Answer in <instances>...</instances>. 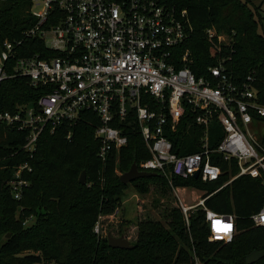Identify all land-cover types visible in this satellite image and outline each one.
<instances>
[{"label":"trees","instance_id":"trees-1","mask_svg":"<svg viewBox=\"0 0 264 264\" xmlns=\"http://www.w3.org/2000/svg\"><path fill=\"white\" fill-rule=\"evenodd\" d=\"M165 1L176 11H187L190 34L176 51L189 49V67L194 75L207 76L208 67L223 59L236 81L254 75L259 101L264 103V31L258 30L264 8L249 0ZM29 8L30 0L0 1V50L5 40L20 41L15 46L16 57L55 55L39 37L24 35L23 31L34 23ZM225 9L230 11L227 16L223 15ZM213 27H224L231 33L230 45L207 34L206 30ZM43 91L44 88L31 86L26 76L5 79L0 82V110L14 112L19 105L33 104ZM149 99L143 95L142 103ZM194 117L195 113L185 107L176 129L167 132L178 154L200 149L203 127ZM98 123L93 111L84 110L72 125L62 122L53 131L45 129L30 157L21 148L27 129L17 130L0 122V229L10 232L0 244V264H176L192 262L194 256L202 264H246L248 253L264 250V226H255L250 218L263 202L264 183L249 174L230 180L238 167L234 160L226 161L217 153L211 159L220 167L218 179L172 176L174 187L192 186L203 192V205L189 210L187 223L179 206L167 204L160 218L139 216L132 249L110 247V232L96 234L93 225L100 215L120 209L122 189L128 185L120 181V173L150 154L132 110L117 123L127 135V144L100 159L99 142L94 137ZM207 130L209 147L214 148L223 136L222 127L213 120ZM69 131L70 140L66 138ZM261 143L264 144V137ZM24 162L31 166V171L22 174L29 185L17 199L6 181L13 167ZM81 171H85V184L78 181ZM131 182L139 194L148 192L151 183H159L163 194L172 190L159 173ZM33 207L45 208L46 213L37 218L43 224L24 229L23 222ZM206 209L234 215L236 231L230 241L209 240ZM122 220L121 226H128L127 220ZM123 232L119 229L115 235H124ZM263 261L264 256L252 264Z\"/></svg>","mask_w":264,"mask_h":264},{"label":"built area","instance_id":"built-area-1","mask_svg":"<svg viewBox=\"0 0 264 264\" xmlns=\"http://www.w3.org/2000/svg\"><path fill=\"white\" fill-rule=\"evenodd\" d=\"M29 12L34 23L24 35L39 37L55 55L16 57L20 41L2 43L0 82L22 75L44 91L33 104L19 105L14 112L0 110V122L27 129L21 148L30 157L43 130L53 131L62 122L72 125L82 111L90 110L99 122L94 130L97 156L104 160L112 149L127 144L117 123L133 110L150 154L137 167L164 176L174 192L172 176L193 177L197 171L203 181L218 179L221 171L212 162L213 153L235 161L238 172L230 180L249 174L264 183V144L247 132L249 124L264 122L254 75L236 81L222 59L208 67L207 76H195L189 49L176 51L191 30L185 9L176 11L165 0H30ZM206 32L213 36L211 28ZM143 95L149 101L142 103ZM185 107L195 113L203 132L198 151L178 154L167 132L176 129ZM213 120L221 125L223 136L211 148L207 129ZM66 138L71 139L70 131ZM28 171L27 162L13 167L6 182L14 198L29 185L22 176ZM178 200L186 223L189 210L203 205L202 199L195 204ZM250 218L255 226H264V199ZM205 220L209 240L232 239L233 214L206 209ZM93 232L99 234V220ZM176 264L202 263L194 256L192 262Z\"/></svg>","mask_w":264,"mask_h":264},{"label":"rangeland","instance_id":"rangeland-1","mask_svg":"<svg viewBox=\"0 0 264 264\" xmlns=\"http://www.w3.org/2000/svg\"><path fill=\"white\" fill-rule=\"evenodd\" d=\"M249 2H251L253 5H258L264 8V2H261L260 0H249ZM229 13L230 11L225 9L223 15L227 16ZM263 15L264 14H262V16ZM258 30L260 32L264 31V19L262 20V25L258 23ZM211 32L212 35L217 37L218 42L230 45L232 37L231 33H229L226 28L219 27L217 29L213 27L211 28ZM247 132L253 135L256 141H261V139L264 137V122H253L252 124H249L247 127ZM132 183L133 182H128V185L122 189L120 201L121 206L119 212L113 216L100 215L98 217V220L100 221L99 234L106 235L108 232H110L111 235L119 236L115 234L118 233L119 229H123L124 236L130 242H132L135 238V225L139 219V216L140 218L144 216L160 218V212L167 204H170L171 206H179L178 199H180L185 204H195L202 195V191L200 189L192 186H180L177 187L176 192L171 190L167 191L166 194H163L161 192V185L159 183L149 184L148 192L139 194ZM33 208L34 211L31 212L23 222L24 229L32 227L37 223L43 224V222L41 220H37V218L40 215L46 213L45 208ZM122 218L128 222V226H124V228L121 226V223H123ZM7 235H10V232L4 233L0 229V244L8 237ZM260 264H264V261Z\"/></svg>","mask_w":264,"mask_h":264},{"label":"water","instance_id":"water-1","mask_svg":"<svg viewBox=\"0 0 264 264\" xmlns=\"http://www.w3.org/2000/svg\"><path fill=\"white\" fill-rule=\"evenodd\" d=\"M156 175L157 173L152 172V171L139 170L136 162H132L128 170L122 172L119 175V179L123 184H125L128 182L134 181L138 178L150 177V176H156ZM197 177H198V172L196 171L193 174V178L196 179ZM78 181L81 184L86 183L85 171H81ZM107 243L112 248L132 249L134 247V245L124 235L114 236V235L108 234ZM263 256H264V250L263 251L253 250L245 256L246 264L255 263Z\"/></svg>","mask_w":264,"mask_h":264},{"label":"crops","instance_id":"crops-1","mask_svg":"<svg viewBox=\"0 0 264 264\" xmlns=\"http://www.w3.org/2000/svg\"><path fill=\"white\" fill-rule=\"evenodd\" d=\"M203 193V192H202ZM135 230H136V225H135Z\"/></svg>","mask_w":264,"mask_h":264}]
</instances>
